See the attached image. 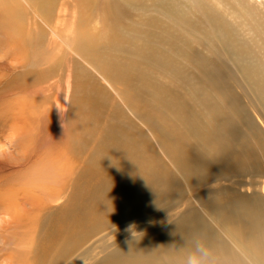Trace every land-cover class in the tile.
<instances>
[{"label":"bare ground","instance_id":"obj_1","mask_svg":"<svg viewBox=\"0 0 264 264\" xmlns=\"http://www.w3.org/2000/svg\"><path fill=\"white\" fill-rule=\"evenodd\" d=\"M97 4L0 0V7L16 18L20 5L35 8L40 19L54 9L73 7L77 23L97 18ZM101 8L108 37L92 44L82 35L69 34L60 43L76 58L71 115L80 122L73 126L74 138L84 148L94 144L87 173L79 171L76 160L81 147L71 146L74 157L58 150L62 135L36 137L25 147L23 137L17 139L22 150L16 152V168L24 171L11 180L0 177V264H184L197 243L209 250L206 264H264V197L255 189L250 195L240 191L246 185L242 178L264 174V132L237 90L243 87L264 114V0H103ZM151 9L164 21L148 15ZM22 25L17 21L11 27L13 38L23 36ZM119 53L131 58L122 59ZM77 58L92 69L102 68L109 85L122 86L117 95L145 94L140 100L134 94L135 99L117 97L135 118L143 112L138 105L151 108L155 116L146 129L155 134L157 144L143 125L134 126L144 134L140 136L126 128L129 120L122 117L127 114ZM129 67L138 70L139 78L144 73L165 75L168 84L139 81L133 87L131 73L125 74ZM210 88L219 100L208 93ZM233 115L240 116L242 126L228 124ZM176 142L184 151L174 159L170 151ZM157 145L169 154L172 166L145 154L144 148L158 150ZM173 168L184 184L177 182ZM97 169H104L98 182ZM210 178L217 181L211 189L206 188ZM189 183H198V189H190ZM191 190L196 197H188ZM158 207L159 224L142 228L138 237L116 241L109 252L102 249L104 257L94 259L97 254L90 248L79 252L84 238L99 229L123 217L145 218ZM134 226L125 224L116 231ZM36 227L41 232L33 241L29 236Z\"/></svg>","mask_w":264,"mask_h":264},{"label":"rangeland","instance_id":"obj_2","mask_svg":"<svg viewBox=\"0 0 264 264\" xmlns=\"http://www.w3.org/2000/svg\"><path fill=\"white\" fill-rule=\"evenodd\" d=\"M102 3L103 0H98L96 9L100 11V15L97 18L83 19L79 23L73 19V16L77 14L75 13V9L73 7H70L67 10H60L59 8L54 9V13L50 16H47L45 19L38 18L39 12L31 6H17L16 8H18V10L15 12L19 18H16L11 13H6V8L0 7V177L3 181L11 180L15 177L17 178V176L22 173V170L24 171V167L16 168V152L22 150L21 142H17V139L22 137L25 142V147L32 139L36 137L54 138L56 135H62V137H64V139H62L64 143L63 145H58V150L61 149L65 151L68 157H74V154L72 155L70 152L71 146L78 145L77 149L81 147L76 154V160L78 166L80 167L79 171L83 174L87 173V164L90 162V156H88V154L92 152L93 148L91 149V147H94V144L91 143L87 146V148H84V146L76 142L74 138L73 126H76L80 122V117L78 118L75 115H71L72 99L74 98V77L72 71L73 61H76L74 60L76 58L71 56L70 52L64 51L60 46V43L63 44L62 38L64 35L69 34L82 35L84 39L92 44L94 42L102 41L108 37L110 32L101 21V17L104 15L101 8ZM148 15L164 21L161 16L155 15L152 9L148 12ZM62 16H65L64 20L61 18ZM17 21H19L21 25L23 24V36L19 39L13 38L14 33L11 31V27L16 26ZM56 26H59L60 30L55 31L54 29ZM145 28L148 27L145 26ZM155 28H157V26ZM241 35L244 38L249 36L248 33H241ZM55 38L58 39L56 40L58 41L56 44L53 42ZM117 55L122 59L131 58V56L125 53H119ZM70 62H72V66ZM81 62L80 63L91 72L93 78L104 85V91L107 92L108 95L112 97V99H115L117 105L123 109L122 112L127 114L126 117H122L123 119L129 120L126 128L133 135L140 136L144 134L138 132L135 127L140 128L143 125L146 135L155 137L154 133L152 134L151 131L146 129H149L148 119H150L152 116H155L152 114L151 108L142 104H140V106L138 105V107L141 109V112H143L140 113L137 118H135L136 115L131 116L128 110H124L126 108L120 100V97L125 98L126 94L135 99L132 97V94H134L140 100V98L145 94L142 92L139 94L131 92L132 94L130 95L128 93H118L120 97H117L118 95L116 94V91L120 90L118 89L120 85H109V83L103 78L104 73L102 68L92 69L82 60ZM225 64L228 65V70L238 77V74L236 73L232 64L229 61H225ZM71 67L72 69H70ZM127 72H130L132 75V79L129 83L133 87H138V85L140 86L139 81L144 82L145 85L146 82L152 83L151 85H153L154 81H158L157 83H154L155 85L168 84V82L164 79L165 75L162 76L161 74L154 73L155 76L153 77L144 73V76H148V78L144 79L143 75L142 78H139L138 70H136L134 67H129V69L125 71V74ZM120 87L122 88V86ZM237 90L238 92L240 91L243 93L245 105L248 106V108L250 105V112L253 114L256 122L264 132V114L262 112V108H260V106L251 100L253 98L252 95L249 96L245 91H242L243 87L239 86L237 87ZM142 91L144 92L143 89ZM208 93H210L212 97L219 100L218 97L212 92L211 88L208 90ZM217 93L220 94V101H222L221 93L218 90ZM122 112L120 115H123ZM227 114H229V112H227ZM241 114L244 115V111H242ZM163 117L165 118V116ZM228 120V124L232 122L234 124L233 126L235 127L242 126L240 116L236 117L233 115L232 117H228ZM157 123L162 125L158 119ZM165 124L170 128H173L171 123L168 121L166 123V120ZM157 133L159 136H162L160 132ZM244 134L250 140L252 139L251 142L253 143L254 147L257 148L258 146L255 144L254 138H252L247 132H244ZM167 135L171 136L173 135V132L169 131L167 132ZM27 139H29V142H27ZM95 139H98V137H95ZM154 141H157L156 137L154 138ZM79 142L81 143L80 140ZM55 146L56 145H54L53 148ZM175 146L176 147L172 146L170 151L171 155H174V159H176L175 156L180 155L181 151H184V149L177 146V142L175 143ZM259 146L261 147L260 143ZM156 147L158 150L153 147L148 149L144 148L145 154L152 157L153 155H156L158 158H155L159 159L162 164L164 163L168 166H172L169 154L165 150L161 149L158 145ZM173 151L177 152L173 153ZM257 152L262 155V150L257 148ZM103 171L104 169H97L95 181L98 182L101 179V173ZM173 174L176 176V180L179 182V184H184V181L177 176L176 172H174V168ZM214 180L215 178H210L209 184H206V188L211 189V186H214L217 182ZM242 181L246 185L240 188L241 192L250 195L254 193L255 190H257L260 191L261 196L264 197V174L257 176L256 178H254L252 175L245 176L242 178ZM253 181L257 185L254 184ZM93 183H95L94 180H90L92 187H94ZM226 184L227 186L229 185L228 183H224V185ZM189 185H191L189 188L193 190L198 189L199 186L198 183H189ZM185 190L186 188L183 187V191ZM193 190H191V194H189V196L187 194L188 197H196ZM175 191L178 192V190ZM189 200L193 202V199ZM52 205L55 207L56 203H53ZM195 207L197 208L198 206ZM181 209H183V207ZM181 209H178L177 211L182 212ZM106 212L107 211L105 210L102 211L103 214ZM158 213H162V207H158L154 212L146 214L145 218L138 216L129 218L123 217V219L121 218L122 220L119 219L117 224L113 226L108 225L109 227L105 226L104 229H99L95 234L87 236L86 239L84 238L81 247L79 248V252L83 253V251H86L90 248L91 250H89L91 253L93 252V254H97L94 259H100L106 254L101 253L102 249L108 247L107 251L109 252L113 248L111 245H113L116 241L124 242L131 238L138 237L142 234V228H144V230H149L152 226H154L155 223L159 224L162 218L157 217ZM150 215L151 219H146V217ZM103 217L105 218V215H103ZM131 223L132 225L133 223L135 224L133 228H125L123 230L116 231L117 228ZM32 231L33 232H31L29 236L30 240L33 236V241H36L39 238L41 231L38 229V227ZM107 234L108 237H106ZM222 235L224 236L223 233ZM228 242L230 243L229 240ZM232 246L234 245L232 244ZM83 257L87 256L85 255L82 256V258ZM86 263L87 262H82V264Z\"/></svg>","mask_w":264,"mask_h":264},{"label":"clouds","instance_id":"obj_3","mask_svg":"<svg viewBox=\"0 0 264 264\" xmlns=\"http://www.w3.org/2000/svg\"><path fill=\"white\" fill-rule=\"evenodd\" d=\"M209 256V250L203 243H197L194 250L188 253L184 258V264H206V258Z\"/></svg>","mask_w":264,"mask_h":264}]
</instances>
